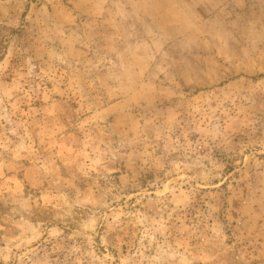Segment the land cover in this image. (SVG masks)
I'll return each instance as SVG.
<instances>
[{"label": "rangeland", "instance_id": "obj_1", "mask_svg": "<svg viewBox=\"0 0 264 264\" xmlns=\"http://www.w3.org/2000/svg\"><path fill=\"white\" fill-rule=\"evenodd\" d=\"M0 264H264V0H0Z\"/></svg>", "mask_w": 264, "mask_h": 264}]
</instances>
